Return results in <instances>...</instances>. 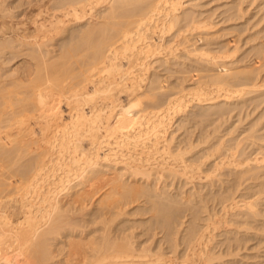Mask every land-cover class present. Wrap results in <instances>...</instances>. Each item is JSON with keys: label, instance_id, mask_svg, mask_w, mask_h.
<instances>
[{"label": "bare ground", "instance_id": "1", "mask_svg": "<svg viewBox=\"0 0 264 264\" xmlns=\"http://www.w3.org/2000/svg\"><path fill=\"white\" fill-rule=\"evenodd\" d=\"M242 1L0 0V264H264V4L243 23Z\"/></svg>", "mask_w": 264, "mask_h": 264}, {"label": "rangeland", "instance_id": "2", "mask_svg": "<svg viewBox=\"0 0 264 264\" xmlns=\"http://www.w3.org/2000/svg\"><path fill=\"white\" fill-rule=\"evenodd\" d=\"M180 1H181V4H180V6H179V8H180V9H179V12L182 11V9H181V5H182V8H184L183 10H185V8H186V10H187L189 7H193V9H198V10L200 9L199 11H202V10H205V9H206V10L210 11L211 13L208 12V11H206V10H205L203 13L205 14V13L208 12L207 14H209V15L212 14V16H211L212 18H214L215 16H217V17H215V19H214V20H217V19H219V18L221 17V15H223V11H222V10H224V11L226 10L227 12H229L230 10H231V11L234 10V9H235V8H234V7H235V4L237 5L238 1H240V0H238V1H237V0H234V1H233V0H190L191 2L188 1V0H187V1L185 0L186 2H185L184 0H183V1L180 0ZM236 1H237V2H236ZM246 1H247V0L242 1V2H243L242 4H243V5H247V3H248V5H249L248 9H249V10H246L247 6H245V7H246L245 10H246L247 12L245 11V15L243 16L242 19H243V20H244V19L246 20L247 17L250 16V17H252L253 19H251L250 17H248V20H249V19H251L252 21H253V20H256L255 18H258V17H259L258 15L261 14V11H260V14H258L259 12H254V13H256L255 16H253L254 14H252V12H253V11H256V10H257V7H258L259 5H261V4L258 3V1H259L260 3L263 1L262 4H264V0H262V1H261V0H255L254 3H252L253 1L251 0L252 2L250 1V3H252V4L249 3V0H248V2H246ZM182 2H183V3H186V4H183ZM189 2H190L191 4H190ZM194 2H195V3H194ZM198 2H201V3H198ZM219 2H220L221 5L219 4ZM233 2H234L235 4H234ZM193 3L196 4V5H194ZM197 3H198V4H197ZM202 3H203V4H202ZM216 3H217V4H216ZM222 3H223V4H222ZM226 3H227V4H226ZM230 3H231V4H230ZM204 4H205L206 6H205ZM215 4H216V5H215ZM218 4H219L220 6H218ZM225 4H226V5H225ZM254 4H255V5L258 4V5H256V7H255ZM191 5H193V6H191ZM199 5H200L201 7H200ZM202 5H203L204 7H203ZM209 5H210V7H209ZM222 5H224V6H222ZM227 5H228V6H227ZM230 5H231L233 8L229 7ZM251 5H253V6H251ZM183 6H184V7H183ZM196 6H197V7H196ZM221 6H222V8H221ZM212 7H214V9H213ZM217 7H218V8H217ZM223 7H225V8H223ZM252 7H253V8H252ZM219 8L222 9V10L219 11ZM228 8H229V9H228ZM230 8H231V9H230ZM250 8H251V9H250ZM189 9H190V8H189ZM189 9H188V10H189ZM201 9H202V10H201ZM209 9H211V10H209ZM213 10H215V11H217V12H215V11H213ZM212 11H213V12H212ZM218 11H219L220 13L222 12L221 15H219V16L217 15ZM214 12H215L216 14H215ZM227 12H224V14L227 13ZM246 13H247V14H246ZM218 17H219V18H218ZM212 18H211V19H212ZM242 19H241V21H243ZM241 21H240V22H241ZM252 21H249V23H250V22L252 23ZM243 23H247V20H246L245 22H243ZM251 23H250V24H251ZM220 25H222V23H220V22L216 24L217 27L220 26ZM213 26H214V25H213ZM213 26H212V24H211V26L209 27V28H210V29H209L210 31L215 30V29L217 28L216 26H215L216 28H215V27L213 28ZM211 28H213V29H211ZM172 30H173V31H172ZM172 30H171V31H172L171 33H170V32H169V33H165V35H164L165 38H163V39L165 40V41H164V44L167 42L166 40H168V38L171 39V36L173 35L172 33L174 32L175 29H172ZM156 33H157V32H155V34H156ZM155 34L153 33V35H154L153 38H154V37H155V38L157 37L156 39H155V38H154V39H155L156 41H158V42H162V41H160L161 38L159 37V35L157 36V35H155ZM157 34H158V33H157ZM167 34H169V36H170L171 34H172V35L169 37ZM166 36H167L168 38H167ZM158 37H159V38H158ZM172 38H176V37H172ZM163 39H162V40H163ZM172 40L175 41V39H172ZM170 41H171V40H170ZM168 44H169V45L171 44V43H169V40H168ZM172 44H173V42H172ZM166 45H167V44H166ZM179 46H181V45H179ZM163 66H164V65H163ZM178 66H179V65H178ZM180 66H181V65H180ZM180 66H179V67H180ZM159 67H162V66L159 65ZM162 69L167 70L168 68H165V66H164V68H162ZM169 69H170V68H169ZM162 71L165 72L164 70H162ZM172 71H173V70H172ZM168 72H170V71H168ZM186 95H187V94H186ZM186 97H188V98L190 97L189 93H188V95H187ZM191 102H192V103H191ZM191 102L189 103L190 105H188V107H187V110L190 111V112H191V110L193 111V110H195V109L198 108V106H196V104L194 105V103H196L195 100H193V101L191 100ZM193 102H194V103H193ZM230 105H232V104H229L228 107H231ZM192 106H193L194 109L192 108ZM232 106H233V105H232ZM189 108H190V109H189ZM231 111H232V110H231ZM235 111H236V109L233 111V113H232V112H229V113H228V114H230V113L233 114V115H230V117L228 116L229 118H228V120H227V123H229V124H231V125H232V122H234L233 124H235V123L237 122L236 120H238V119H237L238 116H236V112H235ZM234 112H235V113H234ZM238 114H239V113H238ZM233 116H234V117H233ZM231 117H232V118H231ZM234 118H235L236 120H235ZM230 119H231V120H230ZM213 120H214V118H213ZM234 120H235V121H234ZM214 121H215V120H214ZM214 121H213V122H214ZM228 121H229V122H228ZM244 121H245V120H244ZM216 122H217V121H216ZM216 122H215V123H216ZM215 123H213V124L215 125ZM227 123H226V124H227ZM242 123H243V122H242ZM211 124H212V123H211ZM211 124H210V125H211ZM211 158H212V156H211L210 158H208V159H211ZM213 194H215V193H213ZM213 194H212V195L210 194V196L213 197ZM95 196H97V194H96ZM207 196H208V195H207ZM210 196H208V199H210V200L207 199V200H208V202H207L208 210L210 209L209 207H210V204H211V211H209V212H212V213L215 212V211H216V212H219V214H217L216 212L213 214V216H216V214H217V216L214 217L216 220H218L217 218H219V219L221 220V219L224 217V215H223V216L220 215V214H224L223 212L228 213V211L230 212V210H229L230 208H234V207H236L235 204H234L233 202H230V204L233 203V204H234V207H231V206L228 204V202H227V203H225L226 206H227V208H228V205L230 206V207L228 208V210L225 208V210H227V212H226L224 209H223V210H217V209L219 208V205H220V204L218 203V205H217V203H216L217 199H215L216 197H213V199H212V197H210ZM214 196H215V195H214ZM209 197H210V198H209ZM217 198H218V197H217ZM214 199H215L216 201H215ZM213 200H214V201H213ZM212 201H213V203H212ZM214 203H215V204H214ZM233 204H232V206H233ZM215 207H217V208H215ZM220 207H221V206H220ZM214 208H215V209H214ZM221 208H222V207H221ZM214 210H215V211H214ZM234 210H235V209H233V210L231 209V212L234 211ZM212 213H211V214H212ZM13 216H14V215L11 214L10 217H11V218H14ZM211 216H212V215H211ZM220 216H221V217H220ZM212 218H213V217H212ZM215 219H213V220H215ZM213 220H212V225H213ZM225 225H231V223L228 222V223H226ZM232 226H234V225L232 224ZM159 233L161 234V232H159ZM160 234H159V235H160ZM50 240H51V239H50ZM8 243H9V242H8ZM52 244H53V243H52ZM53 246H54V245H53ZM14 251H15V250H13L12 247H10V246L7 247V246L4 244V249H3L2 251H0V255H2V254H4V253H5V254H8L7 252H9V255H7V256H11V257L13 258V257H14V255H13ZM5 254H4V255H5ZM171 254L174 255V253H171ZM171 254L169 255L170 257L168 256V258H169L170 260H172L173 262H179V263H180L181 261H183V260H184V261L181 262V263H186V262H187L186 259L188 258V256H190V255L188 254L187 258L184 259V256H182V258H181V255H180V256H179V255H176V257H175V255L172 256ZM4 255H3V256H4ZM5 256H6V255H5ZM20 256H22V258H21ZM26 256H27L26 254H21V255H18L17 258L19 257V258H18L19 261H20L21 259H23V258H24L23 261H24V260L27 261L29 257L27 256L28 258H27V260H26V259H25ZM171 256H172V259H171ZM0 257H2V256H0ZM174 257H175V258H174ZM54 258H55V257L49 258V260L52 261V260H54ZM177 258H178V259H177ZM2 259H3V258H2ZM2 259H0V263H3V260H2ZM51 259H52V260H51ZM49 260H47V261H49ZM21 261H22V260H21ZM21 261H20V264H27V262L24 263V262L22 261L23 263H21ZM50 263H51V262H50Z\"/></svg>", "mask_w": 264, "mask_h": 264}]
</instances>
